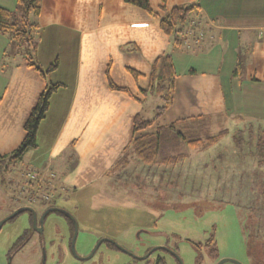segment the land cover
I'll return each instance as SVG.
<instances>
[{
	"label": "crops",
	"instance_id": "0c3cea01",
	"mask_svg": "<svg viewBox=\"0 0 264 264\" xmlns=\"http://www.w3.org/2000/svg\"><path fill=\"white\" fill-rule=\"evenodd\" d=\"M149 1L154 10L194 6L184 31L193 20L198 22L194 33L202 36H186L172 48L158 20L124 0H41L34 56L42 69L57 58L51 81L9 51L10 39L0 33V155L23 140V125L49 81L64 84L51 96L45 116L58 122L45 146L49 161L28 167L52 172L63 192L90 187L133 137L177 120L202 118L206 127L242 120L264 134V0ZM0 8L15 11L17 4L0 0ZM164 51L171 53L176 70L172 103L151 126L134 133L141 90L147 88L152 62ZM240 58L242 66L236 69ZM108 62L111 80L135 98L108 88ZM126 67L141 75L134 78Z\"/></svg>",
	"mask_w": 264,
	"mask_h": 264
},
{
	"label": "rangeland",
	"instance_id": "374dc122",
	"mask_svg": "<svg viewBox=\"0 0 264 264\" xmlns=\"http://www.w3.org/2000/svg\"><path fill=\"white\" fill-rule=\"evenodd\" d=\"M51 74H47L50 80ZM143 98L140 114L150 119L161 101L151 92ZM57 123L48 114L38 132L39 146L29 149L17 163L0 164V220L19 207L28 205L40 212L54 202L76 222L75 253L70 244L73 221L52 211L39 231L29 230L30 239L12 264H154L158 257L164 264H179L173 253L182 264H218L224 258L228 260L221 264H264V165L260 159L264 155H253L254 139L261 132L253 128L248 143V122L229 119L200 127L197 134L201 137L219 129L226 132L206 149L178 142L168 145L164 151L170 156L167 162L146 166L131 158L123 169L112 171L110 167L90 187H71L66 192L54 178L50 180L52 172H37L43 178L42 186L29 184L28 173L35 169L28 166L49 161L45 146ZM236 136L243 139L240 147ZM262 150L259 146L258 152ZM53 162L57 169L56 159ZM32 190L37 197L48 194L54 199L29 202L26 199ZM25 228L27 211L3 223L0 264H7L6 252ZM211 236L214 244L203 245ZM102 239L113 240L118 247ZM197 243L202 244L200 249Z\"/></svg>",
	"mask_w": 264,
	"mask_h": 264
},
{
	"label": "trees",
	"instance_id": "16d2710c",
	"mask_svg": "<svg viewBox=\"0 0 264 264\" xmlns=\"http://www.w3.org/2000/svg\"><path fill=\"white\" fill-rule=\"evenodd\" d=\"M15 1L17 4V10L15 11L0 8V33L8 35L10 39V45L12 46L9 48V51L21 55L27 61L29 66H33L42 77H45L48 73L56 70L58 67V60L55 58L54 61L48 64L45 69H42L34 60V55L38 44L36 33L39 27L36 17L40 11L41 0ZM124 2L144 10L148 15L157 19L160 30L169 37L172 48L181 45L186 36L193 37L194 40H196V38H200L203 34H201V31H199L198 34L194 33L196 31L198 22L193 20L189 24V26L191 25L190 30H187L186 33L184 31V26L189 23L192 11L194 9V6L192 5H176L170 9H167L165 5H161L159 10H154L150 6L149 0H124ZM6 55L7 51L4 52V56ZM242 62L243 60L241 58L238 59L236 69L242 66ZM109 71L110 62H108L105 68L108 88L110 90L122 91L135 98L126 87H121L114 84L110 78ZM126 71H128L134 78H138L141 75L140 72L130 67H126ZM175 76L176 70L172 62V55L169 51H164L159 54L152 62L148 75L147 88L141 90V93L144 96L148 92L156 94L159 97L161 104L155 107L154 116L150 119H145L140 113H137L134 116L132 127V131L134 133L145 130L151 126L153 122L170 106L172 103ZM63 86L64 84L60 82H46L44 90L38 96L35 106L32 108L23 125L25 131L23 140L17 146V148L9 154L0 155V164L8 165L17 163L22 159L26 151L37 147L38 129L49 109L50 98ZM201 119L202 118H190L177 120L171 124L159 126L151 133H144L133 137L112 164V171L123 169L124 166L129 163L131 158H135L146 166H151L152 164L159 161L167 162L170 160V156H167L165 150L168 151L169 146L172 144H177L176 142L187 144L191 148H197L198 150L206 149L208 146L215 144L218 139L226 132V130L223 129L214 135H204L201 137L197 134V129L200 127L206 128L204 121H201ZM249 130V133L252 134V130L250 128ZM240 143H243L241 136L239 139H236V144H238L239 147ZM259 146L263 150L258 152ZM254 154H259L261 156L264 155V138L261 135L256 142L253 155ZM178 155L181 154L178 153ZM173 157L174 156L172 155L171 158ZM260 159L263 163L262 165H264V158L260 157ZM59 195L60 194H58V196ZM50 206H55L54 202L50 203ZM55 212L63 214L58 211ZM67 219L73 225L72 221L69 218ZM73 232L74 227H72L71 238ZM21 240L22 239H18L15 242V247L18 249L23 247V245L26 243L25 241L22 244ZM107 243L111 246H115L111 242L107 241ZM210 244H214L213 236L208 238L203 245L207 246ZM195 246L200 249L202 244L197 243ZM212 250L215 251V248H212ZM147 264H149V262H147ZM154 264H164L163 258H158Z\"/></svg>",
	"mask_w": 264,
	"mask_h": 264
},
{
	"label": "water",
	"instance_id": "95a60500",
	"mask_svg": "<svg viewBox=\"0 0 264 264\" xmlns=\"http://www.w3.org/2000/svg\"><path fill=\"white\" fill-rule=\"evenodd\" d=\"M23 211L31 212V213L33 214L34 219H35L36 214H35L34 209H33L32 207H30V206H22V207L17 208L15 211H13L12 213H10V214H9L8 216H6L5 218L1 219V220H0V228L2 227V225H3V223H4L5 221H7L8 219H11V218L14 217L15 215H17L18 213L23 212ZM52 211H58V212H61V213L65 214L66 216H68L69 218H71L72 221L74 220V219H72V217L70 216V214H68V213H67L65 210H63L62 208L57 207V206H52V207H48V208L43 212V214L41 215V218H40V222H42L43 217H44L47 213L52 212ZM73 223H74V232H73V235H72L71 243H70V244H71L72 252L75 253V252H74V243H75V238H76V234H77V228H76V222L73 221ZM102 240H105V241L111 242V243H113L115 246L118 247V245L116 244V242H114L113 240H110V239H102ZM102 240H100V241L96 244V246L94 247V250L97 248V246L100 244V242H101ZM153 250H154V249H153ZM153 250H150V251L148 252V254H149L150 252H152ZM173 254H174V255L176 256V258L178 259L179 264H182V261H181V259L179 258V256H178L177 254H175V253H173ZM145 257H146V256H144L143 258H145ZM227 260H228V258H224V259H222L218 264H221L223 261H227Z\"/></svg>",
	"mask_w": 264,
	"mask_h": 264
},
{
	"label": "flooded vegetation",
	"instance_id": "af4514ba",
	"mask_svg": "<svg viewBox=\"0 0 264 264\" xmlns=\"http://www.w3.org/2000/svg\"><path fill=\"white\" fill-rule=\"evenodd\" d=\"M45 205V204H44ZM28 206V205H26ZM32 207V206H30ZM50 207V206H49ZM33 208V207H32ZM48 207H45L43 208V210H41L40 212H37L34 208V211H35V219L33 217V214L31 212H28V228H25L22 233L16 238V240L13 242L12 246L7 250L6 252V261H7V264H12V260L15 256V254L22 248L18 249L17 247H15V242L18 240V239H22L21 242L22 244L26 241V243L28 242V240L30 239V235H29V230L31 229H34L35 231H39L41 229V225L43 223V220L46 218V216L48 215V213L43 217L42 219V222H40V218H41V215L43 214V212L47 209ZM25 243V244H26ZM24 244V245H25ZM23 245V246H24ZM158 258H161V257H158ZM157 258V259H158ZM156 259V260H157ZM155 260V261H156Z\"/></svg>",
	"mask_w": 264,
	"mask_h": 264
},
{
	"label": "built area",
	"instance_id": "2783aa9c",
	"mask_svg": "<svg viewBox=\"0 0 264 264\" xmlns=\"http://www.w3.org/2000/svg\"><path fill=\"white\" fill-rule=\"evenodd\" d=\"M37 172L38 171L35 170L34 172H29L28 173V176L30 178L29 184H32V182L36 183L35 184V188L42 186V183H43V178H41L37 174ZM50 177H51L50 180H52L54 178L53 174H51ZM52 197L53 196L48 195V194H43V195L41 194L40 197H37L35 195V190H32L30 192L29 198L27 197L26 200L29 201V202H32V203H36L37 201L39 202L40 200L48 202V200H50ZM52 199H54V198H52Z\"/></svg>",
	"mask_w": 264,
	"mask_h": 264
}]
</instances>
